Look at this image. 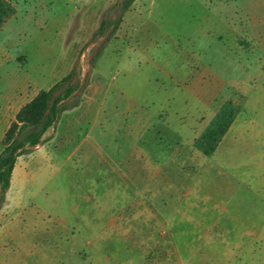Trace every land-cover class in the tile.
I'll return each mask as SVG.
<instances>
[{"label":"rangeland","instance_id":"1","mask_svg":"<svg viewBox=\"0 0 264 264\" xmlns=\"http://www.w3.org/2000/svg\"><path fill=\"white\" fill-rule=\"evenodd\" d=\"M8 1L0 149L38 90L72 67L80 88L16 159L0 264H264V0Z\"/></svg>","mask_w":264,"mask_h":264},{"label":"trees","instance_id":"2","mask_svg":"<svg viewBox=\"0 0 264 264\" xmlns=\"http://www.w3.org/2000/svg\"><path fill=\"white\" fill-rule=\"evenodd\" d=\"M132 1H120V17ZM15 12L13 3L8 0H0V29ZM119 20L118 18L116 24ZM105 24L106 22L101 21V29ZM79 88L78 73L72 67L49 87L38 90L18 109L1 139L0 202L9 187L17 157L33 150L35 146L44 141L45 132L55 126L60 113L76 105L67 106V102L70 98L78 96ZM239 112L240 105L238 103L232 100L222 102L203 130L194 139V147L205 156L212 155Z\"/></svg>","mask_w":264,"mask_h":264},{"label":"crops","instance_id":"3","mask_svg":"<svg viewBox=\"0 0 264 264\" xmlns=\"http://www.w3.org/2000/svg\"><path fill=\"white\" fill-rule=\"evenodd\" d=\"M2 27H3V26H2ZM23 104H24V103H23ZM23 104H22V105H23ZM20 107H21V106H20ZM20 107H19V108H20ZM19 108H18V109H19ZM18 109H17V111H18ZM17 111H16V112H17ZM16 112H15V114H16ZM1 114H3V111L0 109V116H1ZM15 114H14V116H15ZM3 134H4V133H3ZM2 137H3V136H2ZM38 145H39V144H38ZM0 150H1V149H0Z\"/></svg>","mask_w":264,"mask_h":264}]
</instances>
